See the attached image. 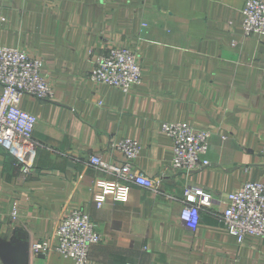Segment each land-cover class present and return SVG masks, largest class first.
Here are the masks:
<instances>
[{
	"label": "crops",
	"instance_id": "obj_1",
	"mask_svg": "<svg viewBox=\"0 0 264 264\" xmlns=\"http://www.w3.org/2000/svg\"><path fill=\"white\" fill-rule=\"evenodd\" d=\"M244 2L0 0V46L41 57L53 88L51 100L20 101L37 118L30 171L0 146V264H10L7 251L20 242L53 248L73 209L101 235L88 264H264V237L239 244L220 219L228 194L264 182V34L243 35ZM115 46L139 47L142 83L127 93L89 79L94 56ZM162 122L210 131V164L175 170ZM122 138L140 142L135 167L157 184H130L126 202L97 209L92 182L114 175L90 158L120 165L110 142ZM188 186L215 199L195 230L180 219ZM27 264L73 262L51 250L29 252Z\"/></svg>",
	"mask_w": 264,
	"mask_h": 264
},
{
	"label": "built area",
	"instance_id": "obj_2",
	"mask_svg": "<svg viewBox=\"0 0 264 264\" xmlns=\"http://www.w3.org/2000/svg\"><path fill=\"white\" fill-rule=\"evenodd\" d=\"M244 36L264 34V0H245L242 9ZM139 47H111L107 53L96 55L92 61L89 79L124 93L142 83V70L138 62ZM43 59L32 56L19 47L0 46V146L10 151L21 163V170L31 169L35 153L33 131L37 118L20 108L23 95L51 100L53 88L42 76ZM162 132L172 141L171 166L186 173L210 164L206 154L211 133L196 129L183 122H162ZM261 153L264 155V135ZM110 147L118 150L123 162L120 165L103 161L93 155L90 163L114 175V179L96 178L92 182L93 202L97 209L107 200L126 202L130 184L154 188L157 181L136 169L134 161L140 153L138 140L122 138L112 140ZM185 205L180 219L190 230H195L201 218V208L215 202L199 186H188L183 191ZM226 205L220 219L227 232L241 244L247 236L264 237V182L247 181L242 187L226 196ZM16 214V210L13 211ZM56 245L46 241L29 244L32 254H46L54 250L73 264H88L89 249L101 240L89 215L82 210L67 211L55 230Z\"/></svg>",
	"mask_w": 264,
	"mask_h": 264
},
{
	"label": "water",
	"instance_id": "obj_3",
	"mask_svg": "<svg viewBox=\"0 0 264 264\" xmlns=\"http://www.w3.org/2000/svg\"><path fill=\"white\" fill-rule=\"evenodd\" d=\"M10 264H27L29 256V243L20 242L7 251Z\"/></svg>",
	"mask_w": 264,
	"mask_h": 264
}]
</instances>
